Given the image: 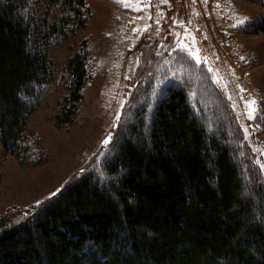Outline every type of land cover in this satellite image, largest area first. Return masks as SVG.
Instances as JSON below:
<instances>
[{
	"label": "trees",
	"instance_id": "obj_1",
	"mask_svg": "<svg viewBox=\"0 0 264 264\" xmlns=\"http://www.w3.org/2000/svg\"><path fill=\"white\" fill-rule=\"evenodd\" d=\"M47 4L61 15L44 39L86 26L85 0ZM33 9L29 0H0V144L22 160L32 112L24 95L55 75L46 45L31 43ZM248 27L264 33V19ZM89 61L83 51L65 63L69 94L58 126L76 118ZM180 78L136 95L100 169L73 179L26 220H0V264H264V179L255 156L212 80ZM215 94L222 110L212 114Z\"/></svg>",
	"mask_w": 264,
	"mask_h": 264
},
{
	"label": "rangeland",
	"instance_id": "obj_2",
	"mask_svg": "<svg viewBox=\"0 0 264 264\" xmlns=\"http://www.w3.org/2000/svg\"><path fill=\"white\" fill-rule=\"evenodd\" d=\"M29 1L37 24L31 43L46 45L55 75L34 85V95H24L32 107L23 143L29 153L22 160L0 144V220H26L73 179L100 169L122 117L127 113L122 125L131 119L136 95L159 92L180 77L212 80L221 103L232 106L264 179V33L248 27L264 19L259 1L128 0L132 6L126 7L120 0H85L86 26L69 38L48 40L41 35L61 12L47 0ZM239 19L244 23L233 27ZM83 51L90 57L83 100L73 123L58 126L55 116L69 94L65 63ZM191 86V100L198 104L199 88ZM251 101L255 111L249 119ZM207 104L212 114L221 113L218 95Z\"/></svg>",
	"mask_w": 264,
	"mask_h": 264
},
{
	"label": "snow or ice",
	"instance_id": "obj_3",
	"mask_svg": "<svg viewBox=\"0 0 264 264\" xmlns=\"http://www.w3.org/2000/svg\"><path fill=\"white\" fill-rule=\"evenodd\" d=\"M120 2H122V3H124L125 4V6L126 7H128V6H132L129 2H128V0H120ZM242 23H244V19H239L238 21H237V23L236 24H234L233 25V27H237V26H239L240 24H242ZM147 30V28H145V31ZM179 47L181 48V49H186V45H184L182 42H181V44L179 45ZM242 59H243V57H241ZM255 104V101H251V102H249V109H250V111H249V113H248V116H249V119H252L253 118V115H254V108H253V105ZM110 142V137L108 138V139H105L104 141H103V143L105 144V145H107L108 143ZM55 194V193H54ZM53 194V195H54ZM39 203V202H38Z\"/></svg>",
	"mask_w": 264,
	"mask_h": 264
}]
</instances>
